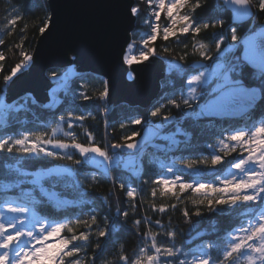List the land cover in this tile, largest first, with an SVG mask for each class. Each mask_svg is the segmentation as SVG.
Here are the masks:
<instances>
[{
    "label": "trees",
    "instance_id": "trees-1",
    "mask_svg": "<svg viewBox=\"0 0 264 264\" xmlns=\"http://www.w3.org/2000/svg\"><path fill=\"white\" fill-rule=\"evenodd\" d=\"M133 1L134 7L139 10L138 15L134 16L136 19L134 31L130 34V44L135 43L132 48L128 46L126 56L139 63L144 61L139 55V52L144 50L147 52L148 58L156 56L168 65L165 78L161 82L159 98L151 108L141 110L127 105H119L112 110L107 109L105 112V100L96 98L105 87L103 79L90 75H77L74 69L72 74L68 69L51 70L46 75L52 83H57L58 86L67 84V88L58 94L61 103L47 104L46 106L30 101L26 106L20 107L19 111L12 113L7 128L0 127V137L16 136L21 132L50 133L51 128L60 122L59 117L64 116L66 119L61 123L64 131L75 132L77 141L86 144L88 143L87 130L95 137V143L101 147H107L110 153L113 151L110 147L111 144L125 143L123 137H131L128 142H136L150 126L164 125L169 122L162 132L169 134L174 133L177 129L181 132L175 145L166 146L164 142L155 141L153 145L145 146L141 154V148L135 152L124 149L123 154L133 159V167L131 170L123 167L114 168L110 172V177L103 175L89 164L77 166L72 161L43 154L23 156L18 153L0 152V205L4 199L31 201L34 202L35 213L41 218H46L45 221L71 222L69 226L73 232L70 233L64 229L61 233L62 236L70 237L72 234L79 235L81 232L89 233V242L83 246L79 254L65 257V264H69V261L73 259H79L81 264H92L93 259H95V264H120L119 257L121 255L134 258V250L145 246L144 234L149 229L152 233H160L158 240L166 243L171 242L167 241L163 233L175 231L177 235L174 243L178 248L182 247L187 251L201 243L218 242V238L223 237L227 231L236 227L242 219V209L230 212H209L206 202L200 206L202 212L200 217L191 215L196 210L192 201L202 197L192 190L181 192L179 188H176L169 191L162 185L157 186L153 181L161 175L168 178L166 166L170 165L180 169L176 173L177 175H182L185 181L190 180L191 177L185 174L182 167V161H198L208 157L214 151L218 152L217 141L228 135L230 129L243 127L246 124L252 125L264 116V101L246 117L239 120L215 121L199 115L201 113L199 104H205L209 100L208 93L216 88L219 81H214L209 86L200 89V93L204 94V97L199 99L198 104L189 106L182 103V98L184 99L188 91V78L204 71L202 65L212 69L217 63L225 60L228 63L227 69L232 61L240 57L241 41L264 27V12L257 13L251 23L236 26L240 40L233 42L229 29L230 13L216 0H200L202 7L196 9L193 14L194 18L201 26L205 22H214L216 18H222L225 21L223 29L217 25L207 30L201 27L199 34H193L191 31L188 34H181L179 29L182 25L175 24L176 35L169 36L168 40H164L163 29L171 25V18L167 16V11L161 12L160 19L157 21L152 15L153 7L148 5V0ZM192 2L194 3L195 0ZM255 2L256 0H254ZM189 7H183L179 14L182 16L189 12ZM253 10L256 12L255 7ZM17 17L19 18L17 19ZM11 19H16L15 25L7 23ZM48 20L47 0H0V39L4 41L3 44H0V55L4 57L0 60V99L3 98L11 82L5 85L3 77L10 75L11 69L23 59L21 52L33 56L37 40L42 34L40 28L44 27L45 22L48 24ZM145 20L152 24H159V35L155 41H149L148 48H144L140 43L146 33L151 30ZM220 32L225 36V42L221 45V59L218 60L213 41L214 33ZM201 42L208 45L204 51H207L208 55L212 57L211 60H205L199 51L194 49L193 45L195 44L198 48ZM230 42H232L235 52L226 56L227 51L224 50L231 47ZM149 49H154L155 53L153 54ZM31 64L32 59L27 67L18 72L16 76L28 70ZM173 65H179L180 68L171 67L173 69L170 70V66ZM242 66L244 67L245 86L259 87L258 74H255L247 66ZM52 73L57 74L55 79L52 77ZM232 76L236 78L235 73H232ZM66 77L67 79H65ZM82 85L84 87H81ZM81 91L92 99H81L79 97ZM169 99H176L180 103V107L168 104ZM157 108H160V115L152 117L151 112ZM69 112L74 116L85 115L87 119L83 121L71 119ZM164 116H170L171 119L165 122ZM137 118L141 119V124L131 122ZM69 122L73 124L71 129L67 127ZM122 124L124 127H121ZM133 133L139 135L133 136ZM57 137L70 142L69 137L62 135ZM209 145L217 147L212 149L208 147ZM67 152L73 155L74 160L82 159L79 153L73 149H68ZM238 152L239 149L227 156L219 152L218 154L223 157V164L215 166V169L199 166L202 173L200 179L216 183L215 176L222 177L228 171L230 163L234 162ZM17 161H19V165H17ZM5 165L20 167L22 171L17 172L16 167L6 168ZM56 169L70 170L72 174L46 177L41 181V187L32 182L34 174ZM93 173L96 174L95 181L92 179ZM120 183H125V190L119 188ZM4 184L11 187L5 191ZM129 187L137 190L135 199L126 196V189ZM153 188L157 189L155 198L151 195ZM41 189L56 195L58 199L66 203L63 205L55 203L42 194ZM162 192L167 194L161 196ZM173 192L175 196L172 195ZM153 204L157 207L164 205L166 211L164 213L153 211ZM171 205H175V207L173 208ZM185 209L189 211L191 223L187 222L183 216ZM116 212H118V216H115ZM123 212L128 213L127 219L123 217ZM92 215L96 216V224H92ZM77 220L81 223H76ZM137 220L141 221L138 225L135 223ZM85 221L87 224L84 223ZM156 221H160V224L157 225ZM88 225H92L91 228ZM193 225L196 226L195 230H193ZM97 226L107 227L110 235L98 237ZM97 243L100 244V249L96 248ZM213 253L215 254V252Z\"/></svg>",
    "mask_w": 264,
    "mask_h": 264
},
{
    "label": "snow or ice",
    "instance_id": "snow-or-ice-1",
    "mask_svg": "<svg viewBox=\"0 0 264 264\" xmlns=\"http://www.w3.org/2000/svg\"><path fill=\"white\" fill-rule=\"evenodd\" d=\"M149 5H155L152 8V15L158 21L160 19V11L166 8L167 16L171 18V25L163 29V39L168 40L169 36L176 35V17L173 16V9L189 7V12L180 16L183 26L179 29L181 34H188L190 31L193 34H199L201 27L205 30L208 28L220 26L224 27L225 21L222 18H216L214 22H205L201 24L194 18L196 9L202 7L200 0H148ZM253 7L256 12H253ZM224 8L231 9L232 15L229 17V29L231 41L236 42L240 40L237 35V27L234 26L237 20L252 19L257 13L264 12V0H224ZM138 8L131 7V14L138 15ZM19 17H17L18 19ZM9 25H15L16 19H11L7 22ZM151 29L146 33L140 43L144 48H148L149 41H155L159 35V24H152L150 21L145 20ZM45 22L44 27L40 28L43 33L47 27ZM214 46L218 54V60L221 59L222 52L221 45L225 42V36L222 32L214 33ZM0 39V44H3ZM135 42H133L134 44ZM245 55L243 58L237 57L231 62L230 66L225 71V64L223 62L217 63L216 67L209 71L206 65L204 71L198 74L191 75L188 80V85L203 86L210 82L214 77L222 82L217 85L211 92L208 93L209 100L207 101L204 110L199 115H211L213 113H228L243 115L249 110L254 109L264 101V30L253 32L252 35L245 41ZM129 44V48L133 47ZM20 47V45H17ZM187 47V46H186ZM194 49L199 51L200 55L205 60H211L212 57L208 55L207 44L199 43V46L194 44ZM153 54L154 49H149ZM167 51V49H165ZM225 52L228 49L224 50ZM23 59L17 63L12 69L10 75L3 77L4 84L7 85L12 81L13 77L18 72L23 71L30 63L32 57L21 52ZM143 60L148 59V54L144 50L139 52ZM4 57L0 55V60ZM183 59V57H181ZM133 61L125 56V63L131 64ZM250 66L255 74L259 76V87L245 86L244 81V67ZM177 69L179 65L170 66ZM183 71V69H180ZM232 73L236 74L233 78ZM52 77H57L56 73H52ZM67 79V77L65 78ZM81 87H84L83 85ZM50 104L55 105L61 103L54 93ZM197 87L189 88L187 99L182 98L184 105H189V101L197 99ZM108 96V88L105 83L103 91L96 97L99 100H106ZM79 97L83 100H90L92 97L81 91ZM75 98V96H74ZM168 104L177 108L180 103L176 99H169ZM47 106V105H46ZM190 106V105H189ZM23 105H16L15 102L8 104L6 101L0 105V127L7 128L11 115ZM163 107V105H162ZM107 112V108H104ZM91 115L90 113L88 114ZM160 115V108L151 112L152 117ZM69 118L77 121L87 119L85 115H73L69 112ZM64 116L59 117V121L55 127H52L50 133H30L21 132L16 136L0 137V152L8 154L18 153L23 156H40L41 154L53 156L57 159H66L72 161L75 165H95L97 168L102 169V174L107 175L114 168H121L131 170L133 167V159L130 156L123 154L124 149L133 152L138 150L137 143L128 142L131 137H123L125 143L111 144V153L107 147H101L95 143V137L91 132L86 130V138L88 143H80L77 141L75 132L64 131L61 123L65 121ZM171 119L170 116H164L163 120L166 122ZM133 124H141V119H133ZM69 129L73 128L71 122L68 123ZM121 127H124L122 124ZM58 133H62L64 137H69L70 142L57 137ZM133 136L139 135L133 133ZM42 145H51L53 149H60L64 152L50 151ZM218 152L210 153L208 157L200 160H184L182 167L191 173L192 179L185 181L182 175L176 173L180 169L174 166H166V171L172 173V178L158 176L153 181L157 186H163L169 189L170 185L179 184L181 192L191 189L194 193L202 194L201 199L193 200V205L196 210L191 214L200 217L202 212L200 206L207 201V208L209 212H220L225 209L237 210L242 209V219H240L236 227L231 228L226 234L218 238V242H208L198 244L195 248L185 251L182 247L178 248L174 243L177 233L175 231H166L163 235L167 241L158 240L160 233H152L151 229L144 234V247L134 250L133 256L121 255L119 257L120 264H264V116L252 125H245L243 127L232 128L229 130L228 135L217 141ZM209 148L216 149V145H209ZM68 149H73L79 153L82 159H73V155L67 152ZM238 152L234 162H231L228 171L223 177L216 175L215 182H200L197 177L202 175L199 166L211 167L223 164V157L218 154L222 152L225 156ZM121 150V151H116ZM245 153H247L245 155ZM99 158V159H97ZM19 165V161H17ZM8 167H16L5 165ZM235 169V172L231 170ZM16 171L20 172L22 169L16 167ZM67 171V170H66ZM138 171V169H137ZM230 177V178H229ZM92 179L96 180V174H92ZM11 186L4 184L3 188L7 191ZM119 188L125 190V183H120ZM162 192L161 196L166 195ZM137 190L135 188H127L126 196L135 199ZM151 195L153 198L157 195V189L153 188ZM175 196V193H172ZM34 202H21L9 201L4 199L0 205V264H65V257H73L81 252L84 245L89 242V233L81 232L79 235L72 234L70 237L62 236L61 233L64 229L72 233L73 229L69 226L71 222H55L49 221L45 223L46 218L39 217L34 209ZM38 203V202H35ZM175 207V205H171ZM153 211L164 213L166 208L164 205L157 207L152 205ZM11 213L12 215H6ZM123 217L127 219L128 213L123 212ZM183 216L186 221L191 223L189 211L185 209ZM6 221V222H5ZM92 224H96V216H91ZM76 223H81L77 220ZM87 224V222H84ZM135 223L138 225L141 221L137 220ZM159 225L160 221H156ZM38 226V229H37ZM92 225H88L91 228ZM98 227L97 236L106 237L110 235L107 227ZM193 225V230H195ZM199 234V233H197ZM59 237V239H55ZM53 243H47L48 241ZM75 242V243H74ZM37 245H40L37 247ZM100 244H96V248L100 249ZM215 252V255H213ZM69 264H81L79 259L69 261ZM92 264H95L93 259Z\"/></svg>",
    "mask_w": 264,
    "mask_h": 264
},
{
    "label": "water",
    "instance_id": "water-1",
    "mask_svg": "<svg viewBox=\"0 0 264 264\" xmlns=\"http://www.w3.org/2000/svg\"><path fill=\"white\" fill-rule=\"evenodd\" d=\"M216 1L224 7V0ZM47 4L48 26L37 40L32 64L9 83L4 101L12 104L29 95L36 104L47 105L50 103L49 92L57 85L52 84L47 72L75 67L77 75H90L106 81L107 109L127 105L146 110L154 105L168 66L156 56L142 63L125 64L124 55L136 23L131 14L133 0H47ZM225 10L232 15L231 9ZM254 17L237 20L234 26L251 23ZM261 30L264 27L255 32ZM251 35L240 43V58L246 51L244 41ZM129 73L132 80L128 78ZM206 103L201 111L207 112ZM251 111L253 109L243 115L213 113L203 116L215 121L239 120Z\"/></svg>",
    "mask_w": 264,
    "mask_h": 264
},
{
    "label": "rangeland",
    "instance_id": "rangeland-1",
    "mask_svg": "<svg viewBox=\"0 0 264 264\" xmlns=\"http://www.w3.org/2000/svg\"><path fill=\"white\" fill-rule=\"evenodd\" d=\"M166 4H167V0H166ZM148 5H149V3H148ZM153 8L155 7V5L153 4V5H151ZM181 9L182 8H179V9H173V16H175L176 17V24H181L182 26H183V23L184 22H182L181 20H180V11H181ZM164 10H166V8L164 9ZM164 10H159L160 11V13L161 12H163ZM167 11V10H166ZM230 44H231V47H229L228 48V51H227V53H226V56L228 55V54H231V53H233V52H235V48L232 46V42H230ZM129 46V45H128ZM128 46H127V48H128ZM127 48H126V52H125V55H124V62H125V56H126V53H127ZM132 57V56H131ZM132 59H133V57H132ZM149 59V58H148ZM145 61V60H144ZM144 61H142V62H144ZM225 61V60H224ZM222 61L224 64H225V71L227 70L226 69V67L228 66L227 64V62L225 61ZM142 62H139V63H142ZM127 66H130L131 64H138V62H134L133 61V63H131V64H128V63H125ZM168 66V65H167ZM216 66H214L213 68H215ZM212 68V69H213ZM75 70V72H76V69H75V67H70L68 70H69V72H70V74H72L73 72H74V70ZM171 69H173V68H171ZM212 69H209V71H211ZM128 78L130 79V80H132V75H131V73H129L128 74ZM214 81H219L218 82V84L219 83H221L222 81L221 80H218L217 78H213L210 82H208L206 85H203V86H198V85H188V91H187V93H186V95H185V97H184V99H187L188 98V94H189V88L190 87H193V86H195V87H197V93H198V95H197V99L195 100V101H192V100H190L189 101V105H192V104H198V102H199V99L200 98H202V97H204V94H202V93H200V89L201 88H204V87H207V86H209L211 83H213ZM104 82L106 83V81L104 80ZM52 84H54V83H52ZM217 84V85H218ZM217 85H216V87H217ZM65 87V84L64 85H61V86H58V84L57 85H54L53 86V88L51 89V92H49V98H50V101H51V99H52V95H50V94H52V93H56V94H59V92L60 91H64L66 88H64ZM56 96V95H55ZM57 97H58V95H57ZM4 98L5 97H3V98H1L0 99V105H3V103L5 102L4 101ZM26 101V102H25ZM30 101H32V102H34V103H36L35 102V100L32 98V96H24V97H22L21 99H19L18 101H16L15 103H16V105H23V106H26L27 104H28V102H30ZM48 104H50V103H48ZM204 105V103L203 104H199V107L201 106H203ZM106 106V105H105ZM200 107V108H201ZM107 108V107H106ZM169 124V122H166L164 125H154V126H150L145 132H144V134H143V136L138 140V141H136L135 143H137V146H138V148H141V150H140V154L143 152V150H144V147L145 146H147V145H153L154 144V142L155 141H160V142H164L165 144H166V146H171V145H175L178 141H177V138H178V135H180L181 134V132L177 129L174 133H164V132H162L163 131V129H164V127L166 126V125H168ZM61 127L63 128V126L61 125ZM58 135H62L63 136V134L62 133H58L57 134V136ZM42 146H44V147H46L48 150H50V151H56V152H60L61 154H64V152L62 151V150H60V149H53L52 148V146L51 145H42ZM128 150V149H127ZM128 151H131V150H128ZM247 153H245V155H246ZM97 159H99V158H97ZM91 167H93L94 169H96L97 171H99V172H101L102 173V169H99V168H97L95 165H91V164H89ZM185 171V174H187L188 176H190L191 177V179H192V175H191V173L190 172H188L187 170H184ZM232 172H235L236 170L235 169H232L231 170ZM111 172V171H110ZM109 172V173H110ZM168 173V172H167ZM72 173L70 172V170H64V169H62V170H60V169H56V170H51V171H48V172H39V173H37V174H34L33 176H32V182L33 183H35L38 187H41V181L44 179V178H46V177H49V176H62V175H71ZM108 175V174H107ZM168 178L169 179H171L172 178V173H168ZM224 176V175H223ZM222 176V177H223ZM230 178V177H229ZM197 179H199L200 180V182H205V183H209L210 181H204V180H202V179H200V177H197ZM216 183H219L218 181H216ZM164 188V187H163ZM176 188H179V184L177 183V184H175V185H170L169 186V189H166V190H174V189H176ZM165 189V188H164ZM42 190V194H44L47 198H49V199H51V200H53L55 203H57V204H64V203H66L65 201H61L60 199H58L57 197H56V195H54V194H49V193H47L45 190H43V189H41ZM188 190H191V189H188ZM198 196H200V197H202V194H200V193H196ZM203 198V197H202ZM205 202L207 203V201L205 200ZM231 210H228V209H225V210H223V211H221V212H230ZM6 215H12L11 213H6ZM6 222V221H5ZM45 223L47 224V221H45ZM37 229H38V226H37ZM55 239H59V237H56ZM54 241H52V240H50V241H48L47 243H53ZM40 245H37V247H39ZM213 255H215L214 253H213Z\"/></svg>",
    "mask_w": 264,
    "mask_h": 264
},
{
    "label": "built area",
    "instance_id": "built-area-1",
    "mask_svg": "<svg viewBox=\"0 0 264 264\" xmlns=\"http://www.w3.org/2000/svg\"><path fill=\"white\" fill-rule=\"evenodd\" d=\"M66 87H67V84H65V87H64V88H66ZM54 94H55L56 97H57L58 94H56V93H54ZM25 102H26V101H25ZM108 177H110V173H108ZM115 216H118V212L115 213Z\"/></svg>",
    "mask_w": 264,
    "mask_h": 264
},
{
    "label": "bare ground",
    "instance_id": "bare-ground-1",
    "mask_svg": "<svg viewBox=\"0 0 264 264\" xmlns=\"http://www.w3.org/2000/svg\"><path fill=\"white\" fill-rule=\"evenodd\" d=\"M69 69V68H68Z\"/></svg>",
    "mask_w": 264,
    "mask_h": 264
}]
</instances>
